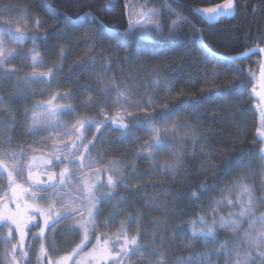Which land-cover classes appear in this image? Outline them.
<instances>
[{
  "label": "trees",
  "instance_id": "16d2710c",
  "mask_svg": "<svg viewBox=\"0 0 264 264\" xmlns=\"http://www.w3.org/2000/svg\"><path fill=\"white\" fill-rule=\"evenodd\" d=\"M231 2L234 5L231 15L220 13L217 22L211 23L197 10L217 8L226 0H0V17L3 18L2 10L7 8L8 16L40 20L36 30L41 37L37 39L39 48L46 59L58 60L55 76L65 94L71 93L69 99L57 100L75 108V113L63 112L66 117L76 121L87 117L97 120L102 111L111 114L117 91L105 92L98 81L115 80L120 83V92L132 98L131 117L146 122L147 112L156 117L153 121L159 128L175 126V133L163 137L166 142L173 135L188 137L156 149L155 157L137 152L142 142L141 132L129 136L126 143L115 141L111 152L128 164L141 182L131 190L117 185L109 195L108 205L100 208L98 214L104 223L120 216L129 236L139 230L140 243L150 245L148 251L152 248L163 251L169 264H175L178 257L187 258L203 251L202 240L191 250L184 249L179 240V235L188 230L186 221L194 219L196 214H205L188 198L198 183L215 184L219 190L240 174L235 161L246 156L251 158L246 170L252 175L248 183L255 187L258 197H264V167H261L260 153L263 141L257 134L262 109L255 108L256 99L252 96L259 80L261 58L254 54L235 60L223 59L211 54L202 44L204 41L207 47L222 55L264 46V0ZM165 3L190 22L182 24L172 39H162L153 33L154 38L146 40L138 33H125L129 19L127 9L140 11L146 4L147 8L159 11ZM89 12L97 18L96 23L87 15ZM163 15L177 18L167 10ZM161 23L167 35L169 21ZM113 36L115 38H110ZM117 40H126L128 48L117 47ZM126 51L132 54L126 56ZM16 61L22 71L28 66L26 55ZM250 69L254 75L249 73ZM27 73L30 72H19L15 76L0 74V92L19 120L13 130V134L20 133L19 136L22 121L36 107V102L46 99L49 85L44 78L23 80ZM38 82H45L44 88L32 86ZM165 106L171 111L161 122L159 114ZM127 120L129 123L136 121L129 117ZM181 144L184 148L182 166L174 171L161 167L172 161L173 151ZM206 160L216 168H202ZM6 186V174L0 171V190ZM115 195H120L121 199L117 200ZM210 197L219 199L220 195L218 191L207 193L201 203L207 205ZM219 211L227 215L238 209L224 206ZM257 214H264V207L259 208ZM128 217L134 219L129 222ZM4 229L5 225H0V264H5ZM173 233L177 234L176 241L172 239ZM53 234L51 252L59 256L79 238L80 231L62 224ZM227 238L230 237L226 233H218V240ZM253 255L259 264V257L255 252ZM123 262L145 264V258L134 254ZM220 264H223V257Z\"/></svg>",
  "mask_w": 264,
  "mask_h": 264
},
{
  "label": "snow or ice",
  "instance_id": "6c2138e0",
  "mask_svg": "<svg viewBox=\"0 0 264 264\" xmlns=\"http://www.w3.org/2000/svg\"><path fill=\"white\" fill-rule=\"evenodd\" d=\"M173 2H178V0H173ZM234 7L231 0H226L224 5H220L212 10H197L204 14L207 12L210 18L215 19L216 15H219L221 10H223L228 15H231L230 9ZM167 10L168 12L177 16L176 19H171L170 16H164L163 12ZM87 15L92 16V21L97 22V18L91 13ZM156 17V19H153ZM168 20L169 26L167 35L164 33V27L161 21ZM147 21V22H146ZM40 21L37 20V26L40 25ZM190 23L182 15V13L176 12L169 4L165 3L164 6L158 11L155 8H147V5H142L140 11L129 8V19L128 27L125 29L126 34L138 33L143 39L151 40L154 38L153 33L162 39H172L177 32L180 30L182 24ZM4 27H0V74L6 76H15L20 72L18 67H9L11 60L22 55V52L18 49H14L9 45L11 43L23 44L25 38L28 35V25L25 24L23 30L19 27H13L12 23L9 21L4 22ZM41 37L33 35L31 37L33 41V47L28 50V58L31 60L30 67L33 71L24 75L23 80H33L44 78L51 83V77L54 73L51 68L47 72H37L35 69L43 63V56L39 53L38 47L35 43L37 39ZM115 38V36L110 37ZM47 39V37H43ZM117 47L128 48V43L126 40H117ZM261 53H264V48H259ZM249 51H256V49H250ZM131 52H125V55H131ZM235 59V58H233ZM243 75L241 69H237ZM249 73H252L251 69ZM261 77L264 80V64H261ZM101 88L105 92H111L113 90L117 91V96L113 99L114 104H119L122 98H126L125 92H120V83L115 80L110 83H104L103 81H98ZM127 85L124 88L127 89ZM255 91V89H253ZM71 93H66L63 96L60 94H53L50 99L43 102H36V107L43 109L41 112L32 113V125L29 127V131L33 132L38 129H57L63 127L67 129L63 136H69L70 133H75V139L69 140L67 142L61 141L60 144L52 145L53 153L65 152L67 150L68 163L72 165L79 164L80 167L76 169L63 168L59 174H46L47 180L42 181L40 175H34L31 171L33 167L32 164L28 165L27 181L33 185L37 186L40 191L33 192L29 188H24L23 185L17 184L15 181L16 176H23L25 171V166L23 163V151L17 153L10 148L0 150V170L7 173L8 177V187L11 190L10 200L16 202V210L8 208L7 203L0 204V221L7 226V233L4 236V258L5 264H21L17 260V251L19 250L21 257L24 260L29 258V253L24 250V240L26 236V229L29 223L35 221L34 216H29V209H34L43 217V227L40 228L39 233H34V237L44 238L45 229H52L61 220L66 219L71 216L80 214V219L76 220L71 226L74 231L82 230L83 238L80 245L73 250V254H78L80 248L88 240L90 233L98 227L95 220V216L100 212V203L104 200L109 193H102L98 195V187L104 183L103 180H99V184L96 182L97 177L92 180L76 181L81 186L78 190H73L72 195H76L78 191L80 193L79 199L81 204L79 207L69 208L61 203V210L55 211V206L50 204L47 210L40 208L36 204H29L24 200V194H28L33 201L37 198L41 199H52L66 195L65 189L73 187V178L76 176L77 172H83L84 167H90L92 161L88 159L87 165L85 164V158H76L73 154L79 150V146L83 144L86 137V132L88 128L93 126L96 127L97 132L100 131L101 126H105L104 120H93V119H78L75 124L71 127L62 120H60L61 113L65 111L75 113V108L71 104H56L54 101L58 99H69ZM2 100V98H0ZM151 107V105H149ZM28 110H25L27 114ZM171 111L167 106H165L164 111L160 113L161 122L165 121L167 114ZM10 114V111H9ZM104 116V113H101ZM128 116L130 119L138 120V117H131V114L127 109L123 110V113H116L114 116L105 117L109 120L112 125L116 126L121 130L122 138L126 136L127 130H129L132 125L124 122V117ZM144 118L148 121H153L156 119L155 116L149 115L145 112ZM176 123H179L177 121ZM137 127L144 128L150 133V139L145 142L141 148L142 153H146L149 157H155L156 149L164 146L166 143H175L177 140L183 141L188 139L187 136L180 137L173 135L172 139L165 141L164 136H167L170 132L175 133V126L171 129L169 128H157L153 123L136 124ZM191 129V126H188ZM259 131V130H258ZM264 136V133H261ZM48 139H54V137L49 136ZM95 139V137H94ZM11 137H5V143L10 145ZM92 144V141H89ZM85 151H88V146L85 145ZM261 153V167H264V148L260 149ZM184 148L183 144L177 147L173 151L172 161L161 165V167L166 170L174 171L180 168L183 164ZM5 158L13 161V165L9 168L8 164L5 163ZM32 160H36V157H32ZM42 159V158H41ZM250 157L241 156L235 161V167L239 170V175L232 179L229 183L225 184L219 190L216 189L215 184H208L207 182H200L197 184L196 190L191 191L188 194V198L194 203V205L201 207L202 211L205 213L203 215L196 214L194 219L187 220L188 230L179 235V240L183 243V247L186 250H191L197 243V241L202 240L203 251L196 253L194 256H188L187 258L178 257L175 264H220V258L223 257V264H257V259L254 257L253 252L259 257V264H264V214H257L259 208L264 207V197H258L256 195L255 187L249 185L248 181L252 178L251 173L246 170L250 167ZM248 161V162H246ZM64 160L61 156L56 155L54 160L48 159L44 161L46 167L52 166L57 163H63ZM155 162V161H154ZM122 161H110L109 166L105 169H98L97 172L107 171L113 173L107 178V186L110 189H114L117 185L121 184L126 178L123 172L119 169V165ZM202 168H212L215 169L216 165L210 160H206ZM231 167V164L229 165ZM227 172V170H225ZM185 181L191 183L187 177H184ZM264 184V180H262ZM52 188L53 192L48 193L47 188ZM220 195L219 199L209 198L207 205L201 203L203 197L207 193L217 192ZM227 193V195H225ZM7 195V193L5 194ZM234 196V199L230 198ZM3 199V198H0ZM24 200L23 214H21V203ZM86 201V203H85ZM230 207L233 209H238V211H230L227 215L220 213L219 209L221 207ZM86 211V215L84 214ZM118 213V210H117ZM210 216V219H209ZM129 222L134 219V217L127 218ZM107 223V221H105ZM247 227H244V224ZM15 227V232L19 235L18 243H11L13 237V227ZM224 232L228 235L225 240H218V233ZM122 238V244L118 249L115 250V255H113V249L108 247V239H105L103 245L98 244L96 249L91 255V259L88 260L87 264H109V262H119L124 260V258L130 255L139 254L145 258V264H169L168 256L157 248H152L148 251L150 245H143L140 243V232L139 230L135 235L129 236L123 223L120 229L115 234V239L119 241ZM99 237L97 240L99 241ZM173 241L177 240V234L173 233ZM163 240V237L161 238ZM155 243V241H153ZM218 244L219 246H215ZM10 245V247H9ZM31 247V245L29 246ZM48 256V252L44 245L41 244L40 252L37 256L38 264H43L44 258ZM158 257V258H157ZM72 259V256H66L60 260H53L52 258L47 259V264H67V261ZM78 264H84V261L78 262ZM127 264V262H126Z\"/></svg>",
  "mask_w": 264,
  "mask_h": 264
},
{
  "label": "rangeland",
  "instance_id": "374dc122",
  "mask_svg": "<svg viewBox=\"0 0 264 264\" xmlns=\"http://www.w3.org/2000/svg\"><path fill=\"white\" fill-rule=\"evenodd\" d=\"M8 9L5 8L4 11L2 10V16L0 17V27H4V22L9 21L12 23L13 27H19L23 30V27L25 24L28 25V35L25 38V41L23 44H17V43H11L9 46L18 49L22 52V55L16 56L11 60V63L9 64V67H18L20 68V72H32L33 68L30 67L31 65V60L28 58V50L33 47V41L31 37L33 35L37 36V29L39 26H37L36 21L39 19L36 18H20V17H14L12 15L8 16ZM40 21V20H39ZM37 45H39L38 40L35 41ZM88 47V45H87ZM39 53L43 56V63L38 66L35 71L37 72H47L49 68L52 69L54 76L51 77V83L48 85V90L46 94V99L43 101H47L52 97L53 94H60L64 95L65 90L63 87L60 85L58 81V77L56 78L55 74L57 71L58 67V60H50L46 59V56L43 55L41 49L38 47ZM27 56L28 58V66L25 68L24 71H22V68L18 65V62L16 61L18 58H23V56ZM24 67V66H23ZM21 78V77H18ZM18 83L20 79L18 80ZM39 84V85H38ZM46 84L45 82H38L33 84L32 86L35 88H40ZM2 88V87H0ZM44 88V87H43ZM124 92V91H123ZM64 93V94H63ZM126 98H122L121 102L119 104H114V108L112 109V115L109 114L108 111H102L104 113V116H100V119H97V121L104 120L105 123L109 120H106L105 117H111L114 116L116 113H123L124 109H127V111L130 113L132 111L131 108V102L132 98L125 93ZM0 150H4L7 148H10L11 150L20 153L23 151V163L25 166V171L23 176H16L15 181L17 184L23 185L24 188H29L30 191L33 192H38L40 189L37 186L31 185L27 181V174H28V165L32 164L33 167L31 168V171L34 175H40V179L42 181L47 180V175L46 174H59L61 169L63 168H70V169H76L79 168L80 165H72L68 163L67 159H65L67 155V150L65 152H59V153H53L52 145L54 144H60L61 141L63 140L64 142H67L69 140H74L75 133H70L69 136H63V133L67 130L63 127L57 128V129H38L36 131L30 132L28 129L32 125V113L33 112H41L43 109H39L37 107H33V109L30 111V113L25 117L26 119L22 121L21 123V128H16L21 131V136L19 134H13L14 128L18 125L19 120L15 116V113L11 111V108L9 107L8 102L6 101L5 97L2 96L0 92ZM42 101V102H43ZM56 104H61L59 101H54ZM264 111V108H262ZM10 111V114H9ZM263 111H260L259 113V121H260V128L258 131V137L263 141V146L264 148V136L261 135V133H264V113ZM109 114V115H108ZM128 116L124 117V122L127 124H131L132 127L127 130L126 136L122 138V133L121 130H119L118 127L112 126L111 123L107 122L105 126H101L100 131L97 132L96 127L93 126L91 128L87 129L86 132V139L84 140L83 144L79 146V150L76 151L73 155L76 158H85V164L87 165L88 159H91L94 161L91 163L90 167L85 166L83 172H77L76 176L73 178V187L69 189H65L64 192L66 195L52 198V199H41L37 198L35 201L31 199V197L28 194H24V200H26L29 204H36L40 208L47 210L48 206L50 204L54 205L55 211H60L61 210V203L60 201L63 202V204L69 208L72 207H79L81 204V200L79 199L80 193L77 191L76 195H72L73 190H78L80 188V184L76 183V181H83V180H92L95 174V177H97L96 182L99 184V180H103L104 183L102 185H99L98 187V195L102 193H109V195H112L113 189H110L107 186V178L109 175H112L113 173L107 172V171H100L97 172L98 169H105L109 166L110 161H120L118 159V156H116L113 152H111L110 147L113 146L114 142L117 141L118 139L120 142L126 143L128 141V137L132 136L135 134V132H141L142 133V142L140 143V146L137 149V152H141L142 146L145 144L146 141L150 139V133L144 129L137 127L136 124H144L147 125L148 123H153L155 127L159 128V126L154 122V121H146L142 122L140 120L133 121L132 123H129L127 120ZM86 119H90L87 117ZM60 120L66 122L69 127H71L73 124L76 123V120L73 118L66 117L63 113L60 115ZM20 126V125H19ZM10 136L11 137V142L10 145L5 143V137ZM19 136V137H18ZM49 136L54 137V139H48ZM95 137V139H94ZM89 141H92V144H89ZM85 145L88 146V151H85ZM113 153V154H111ZM56 155L61 156V158L64 160L63 163H57L52 166L46 167L44 165V161L48 159H53L55 158ZM32 157H36V160H32ZM42 158V159H41ZM5 163L8 164L9 168L12 167L13 161L8 160L5 158ZM119 169L123 172L124 177H126L123 182L120 184L122 188L131 190L135 189L139 186V183L141 182V178L138 174L134 172L132 168L128 166L125 162H122L120 164ZM2 171V170H0ZM4 172V171H3ZM6 174V181H7V186L2 188L0 190V204L7 203L8 208L12 210H16V202L12 201L9 199L11 196V190L8 187V177L7 173ZM47 192L51 193L53 192L52 188H47ZM7 193V195H5ZM109 195L104 198V200L100 203L99 207L102 209L104 205H106L109 202ZM117 200L121 199L120 195H115L114 196ZM24 200L20 201L21 203V209L20 212L23 214V209H24ZM86 203V201H85ZM108 205V204H107ZM86 215V211L84 213ZM114 214V213H113ZM111 213V215H113ZM29 216H34L35 221L29 223L28 228L25 230L26 231V236L24 240V250L29 253V258L27 260H24L21 255L19 250L17 251V260L21 262V264H38L37 262V256L40 252V246L41 244L44 245L45 249L48 252V256L44 258L43 264H47V259L50 257L53 260H60L63 257L66 256H72V259L67 261V264H78L80 261H84V264H87L88 260L91 259V255L94 250L96 249V246L98 244L103 245L105 242V239L107 238H112L108 239V247L113 249V255H115V250L120 247L122 244V238L117 241L115 239V234L118 232V230L121 227L122 218L120 216L110 219L111 222L109 223H104L102 219L98 217V215L95 216V220L98 224V227H96L89 235L88 240L85 242V244L80 248L78 254H73V250L77 248V245H80L81 240L83 238V233L82 230L80 231V236L79 238L73 242L68 250H65L66 253L61 254L58 256V254L51 252V246L53 243L54 239V234L52 236V233L54 229L62 224L65 225H70L72 226L74 222L78 219H80V214L78 213L75 216L68 217L66 219L61 220L58 224L54 226L52 229H45V237L44 238H39V237H34V233H39L40 228L43 227V217L36 212L34 209H29L28 211ZM117 218V219H116ZM101 220V221H100ZM4 224L2 221H0V225ZM124 225V223H123ZM13 227V237L11 239V243H18L19 241V235L15 232V227ZM7 233V226L5 225L4 229V234ZM97 237H99V241L97 240ZM31 245V247H29ZM64 246V245H63ZM10 247V245H9ZM63 249V248H61ZM65 249V247H64ZM100 264H104V262H100ZM109 264H124L123 260L119 262H109Z\"/></svg>",
  "mask_w": 264,
  "mask_h": 264
},
{
  "label": "bare ground",
  "instance_id": "6f19581e",
  "mask_svg": "<svg viewBox=\"0 0 264 264\" xmlns=\"http://www.w3.org/2000/svg\"><path fill=\"white\" fill-rule=\"evenodd\" d=\"M225 3H223V5H224ZM139 5V4H138ZM212 9H215V7H210V8H208V9H206V10H212ZM220 13H222V14H224V15H226L227 13H225L223 10H221V12ZM127 14L129 15V10L127 9ZM205 15H207V18H205ZM222 16V15H221ZM203 17H204V19L207 21H210L211 23H216L217 22V15L215 16V19H212V18H210L209 17V15L207 14V12H204V14H203ZM220 17V16H219ZM202 44H203V46H205L206 48H207V50L211 53V54H214V55H216L217 57H219V58H223V59H228V60H235V59H240V58H244V57H247V56H249V55H252V54H254V53H256V52H259L261 55H262V53L260 52V51H249L250 49H256V48H258L257 46H255V47H252V48H248V49H246L245 51H243V52H240V53H238V54H234V55H222V54H219V53H217V52H214L212 49H210L209 47H207V45L204 43V41H202ZM259 48H262V47H260L259 46ZM233 58H235V59H233ZM262 58H263V55H262ZM262 58L260 59V66H261V62H262ZM259 78H260V69H259ZM257 87V86H256ZM255 89V88H254ZM256 104H259V100H257L256 99V103L254 104V106L256 105ZM256 108V107H255ZM262 109V108H264V106H261L260 104H259V106H258V108H256V109ZM263 111V110H262Z\"/></svg>",
  "mask_w": 264,
  "mask_h": 264
},
{
  "label": "water",
  "instance_id": "95a60500",
  "mask_svg": "<svg viewBox=\"0 0 264 264\" xmlns=\"http://www.w3.org/2000/svg\"><path fill=\"white\" fill-rule=\"evenodd\" d=\"M205 18H207V15H205ZM256 51H259L258 48H256ZM263 58L261 64H264V53H262ZM252 96L259 100V104L261 106H264V80H262L261 77V66H260V78L258 80L257 87L255 88V91L252 90ZM259 104H256L255 107L258 108Z\"/></svg>",
  "mask_w": 264,
  "mask_h": 264
},
{
  "label": "flooded vegetation",
  "instance_id": "af4514ba",
  "mask_svg": "<svg viewBox=\"0 0 264 264\" xmlns=\"http://www.w3.org/2000/svg\"><path fill=\"white\" fill-rule=\"evenodd\" d=\"M260 47H262V48H264V46H260ZM254 54H258L259 55V58H262V55L259 53V52H256V53H254ZM254 54H252V55H254ZM250 56V55H249ZM248 57V56H247ZM263 113H264V111H263Z\"/></svg>",
  "mask_w": 264,
  "mask_h": 264
}]
</instances>
